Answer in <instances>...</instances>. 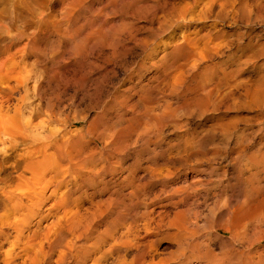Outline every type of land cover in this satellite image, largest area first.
<instances>
[{
  "label": "bare ground",
  "instance_id": "6f19581e",
  "mask_svg": "<svg viewBox=\"0 0 264 264\" xmlns=\"http://www.w3.org/2000/svg\"><path fill=\"white\" fill-rule=\"evenodd\" d=\"M45 1L0 0V171L17 174L15 189L25 191L15 194L13 206L27 207L31 214L29 222L25 216L14 222L18 252L31 264H50L52 254L56 264L69 258L83 264L99 243L119 255L128 246L141 248L136 237L120 241L98 232L97 222L105 214L101 208L111 205L113 151L124 153L138 144L135 148L153 152L163 127L177 125V117L190 112L249 109L258 120L264 117V73L243 76L241 67L264 54V34L247 36L252 55L238 68L228 70L220 62L232 41L242 42L245 32L238 29L243 18L264 29V0H57V17ZM31 3L38 6L36 12ZM35 28L59 39L44 71L34 76L33 88L29 53ZM233 28L236 38L231 40ZM59 62L76 75L68 96L58 84L63 78ZM115 67L122 73L116 83L111 82ZM17 90L22 94L10 115L6 107ZM212 119L205 136L188 137L161 160L153 161L152 155L141 174L131 169L121 181L138 191L142 180L165 183L169 171L160 173L162 167L192 161L210 166L219 154L227 162L210 167L217 182L230 166L250 171L264 165V142L247 154L255 137L264 136V120L252 130L250 122L237 126V118ZM121 158L117 155L112 164ZM230 180L225 183L230 188L205 193L207 221L214 232L224 230L227 242L248 249L239 252L244 257L239 264H264V245L254 254L248 248L264 240V173ZM199 184L189 187L185 197L195 195ZM48 199L52 203L41 213ZM49 216L52 220L41 226ZM172 225L185 230L176 220ZM143 254L144 249L136 250L131 261L144 264ZM14 257L8 253L4 264H15Z\"/></svg>",
  "mask_w": 264,
  "mask_h": 264
},
{
  "label": "rangeland",
  "instance_id": "374dc122",
  "mask_svg": "<svg viewBox=\"0 0 264 264\" xmlns=\"http://www.w3.org/2000/svg\"><path fill=\"white\" fill-rule=\"evenodd\" d=\"M48 2V4H47ZM46 7L51 16L60 12L61 4L57 0H46ZM32 8H38L35 3H31ZM50 7V8H49ZM52 10V12L50 11ZM36 12L37 9H34ZM54 12V13H53ZM56 15V14H55ZM58 15L54 16L57 17ZM42 27H44L42 25ZM32 50L29 53V63H31V73L33 80L29 82V85H36L34 76L41 75L44 71V62L52 51L55 43H57L58 35L53 32H46L44 29H36ZM239 33L244 31L242 35V42L239 39L231 42V48L227 52L228 56L224 57L220 62L226 69L238 68L240 63L247 58L248 55H252V50L246 43L248 42L247 36H254L256 33L264 34V29L256 24L254 21H246L243 18L239 22ZM234 28L230 30L231 40L236 38L234 35ZM239 37V35H238ZM264 40V38H263ZM25 39H22L18 45H22ZM244 44V45H243ZM243 45V46H242ZM137 51V52H136ZM138 49L135 50L133 55H137ZM58 60H61V53H57ZM144 62L149 59H143ZM244 69L243 76L257 75L264 73V54H256L251 58L250 62L241 64ZM256 68V72L253 70ZM58 71L62 72L63 78L58 83L60 88L66 90V95L73 94L71 86L72 70H66L62 62L58 63ZM115 75L111 79V82L116 83L118 77L122 76V73L118 67H115ZM67 82V83H65ZM130 83L119 86L118 90L128 86ZM22 94L21 91H15L13 97L7 105L8 114H13V106L16 105L17 97ZM133 96L129 99H131ZM34 104L38 103V100L33 99ZM116 109V107H115ZM115 111V110H114ZM209 114L200 115L199 113H188L184 116L177 117V125L168 123L163 127L162 135L157 137L156 143L153 145L155 150L135 148L137 145L129 148L127 152L116 150L111 154V205L109 209L106 206H102L101 210L104 211V215L100 217L97 222L98 232L100 235L111 234V237H115L117 240H133L134 237L140 242L141 248L136 249L133 246H128L123 252V255H119L116 250L109 252L106 248L108 245L105 243H99V247L90 257L87 258L83 264H120L121 259L125 260L126 264H135L131 261L133 253L136 250L144 249V256L142 262L144 264H239L244 258L239 252H247L248 249L244 248L241 244L227 242L226 233L224 230H216L215 232L220 234L216 235L214 228L210 226L207 221L206 215L209 208L208 201L204 200L206 192L213 190H224L230 188L226 186L230 176L241 175L246 176L250 172H259L261 176L264 173V165H260L258 168H253L239 171L236 167H228L226 175L220 174L221 182H217L213 178L214 173H210L213 165L217 163H226V160L221 159L225 154H219L215 160L208 165L196 166L195 163L189 162L183 166L178 164L175 167H162L159 171L165 174L169 173L168 179L165 183L162 182H150L142 180L138 185L139 190L133 191L132 186H128L126 181H121L122 178L128 174L129 170H136V174H141L142 169L150 165V157L153 155L154 160H161L169 153H174L176 148L183 143L188 137L205 136V129L213 120V116H219L225 119L239 120V127H244L243 122L253 123L250 129L256 130L263 126L264 117L258 120V114L251 112L249 109H230L221 111L210 112ZM205 115V116H204ZM241 119V120H240ZM227 121V120H226ZM219 138V137H218ZM221 138V137H220ZM222 139V138H221ZM254 145L251 147L249 153L251 154L256 148L264 142V136L261 138L255 137ZM260 141V142H259ZM234 142V141H233ZM232 144V143H231ZM139 150V151H138ZM117 155L122 156L121 160L117 164H112L117 161ZM141 166L140 168H138ZM168 168V171L166 170ZM203 168V169H202ZM223 170V169H222ZM199 177V178H198ZM229 179V180H228ZM198 181L201 184L197 186V192L195 195L185 194L188 192L189 187L195 185ZM19 183L16 173H2L0 171V264H4L7 254L13 252L15 264H31L29 258L22 253L18 252V248L14 246L15 231L13 230L14 222L17 218L27 217L30 221V210L27 207L21 209L14 208L13 202L17 200L15 194L21 193L23 190H16L15 186ZM70 186V184H68ZM178 190V192H177ZM25 191V190H24ZM11 198L7 202L8 196ZM184 199L179 200L180 197ZM4 203H7L4 206ZM25 204V200L23 199ZM52 203V199L45 200L40 207L41 213L45 212ZM33 210V209H32ZM175 214L177 216H175ZM53 216H49L42 223H48L52 220ZM37 219V217H31V221ZM176 220L182 225L185 230L178 231L176 225H172V221ZM34 223V222H32ZM26 233V232H25ZM186 234L188 238L184 239L182 234ZM264 240L259 244H251L248 246L250 252L254 254L257 248H262ZM81 259L83 254L77 253ZM241 256H240V255ZM123 256V257H122ZM56 254H52L50 264H56ZM76 257V259H78ZM78 263V262H77ZM60 264H76L73 258H69ZM244 264V263H243Z\"/></svg>",
  "mask_w": 264,
  "mask_h": 264
}]
</instances>
